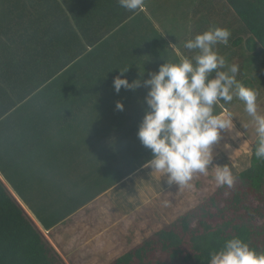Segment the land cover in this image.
<instances>
[{"label":"trees","instance_id":"16d2710c","mask_svg":"<svg viewBox=\"0 0 264 264\" xmlns=\"http://www.w3.org/2000/svg\"><path fill=\"white\" fill-rule=\"evenodd\" d=\"M159 3L161 10L154 8ZM144 5L156 22L142 10L120 7L118 0H0V172L14 189L0 178V264H67L18 197L43 225L79 205L69 202L65 212L49 206L59 197L33 188L37 173L79 166L80 151L96 154L88 167L101 162L117 178L152 158L137 136L147 89L122 87L117 93L113 80L121 70H128L123 75L130 82L143 72L147 79L166 62L167 49L179 58L180 51L192 57L184 42L219 26L231 36L216 48L236 59L231 63L239 65L237 80L258 93L264 89V0H145ZM237 100L221 101L215 112ZM117 101H123V111L116 109ZM256 140L250 163L235 173L230 200L221 203L227 186H218L111 264H208L210 253L233 237L264 252V160L254 156ZM122 160L128 162L125 170L118 168ZM76 190L62 193L87 197ZM252 193L256 204L248 200Z\"/></svg>","mask_w":264,"mask_h":264},{"label":"clouds","instance_id":"9594fccd","mask_svg":"<svg viewBox=\"0 0 264 264\" xmlns=\"http://www.w3.org/2000/svg\"><path fill=\"white\" fill-rule=\"evenodd\" d=\"M120 7L130 11L142 10L145 0H118ZM231 32L225 27L212 26L184 42L183 47L195 53L180 56L177 62L161 64L147 79L129 81L121 70L113 80L117 93L121 88L137 90L145 87L146 105L137 136L149 149L152 158L144 167L166 177L169 185L186 186L197 173L207 175L214 168V180L220 187L234 186L236 177L227 164H214L213 146L221 139L223 130L234 128L233 116L217 114L221 101L234 98L244 103L245 111L255 126L257 140L254 156L264 160V113L259 111L257 90L237 80L238 64H229L216 46L227 45ZM173 48L175 44L170 45ZM123 101L116 109L124 110ZM231 159V158H230ZM208 264H264V252L257 251L239 237L225 241L219 251L210 253Z\"/></svg>","mask_w":264,"mask_h":264},{"label":"crops","instance_id":"0c3cea01","mask_svg":"<svg viewBox=\"0 0 264 264\" xmlns=\"http://www.w3.org/2000/svg\"><path fill=\"white\" fill-rule=\"evenodd\" d=\"M156 7L155 5L154 8ZM142 11L153 22H156L154 15L145 5ZM172 44L174 43H170V45ZM76 156L80 161L79 166L72 167L70 164V166L66 165L63 167L50 166L47 168L46 174L37 173L33 181H31V185L33 188L36 187L37 191L55 192L58 195L59 198L55 199V203H48L49 206H57V212H65L69 202L71 205L73 203L79 205L71 213L63 216L59 215L62 217L56 216L57 220L53 221L51 219L48 225H43L40 219L29 210L27 204L20 197H17L67 264H111L117 257L137 244V241L130 237L131 234L129 235V233L133 232L131 229V231L128 230V226L136 219V215H143L141 212L136 213L135 210L144 201H138V198L140 199L138 191L141 189H138L135 184L136 178L139 177L137 174L141 170L146 169V167L143 165L120 178H117L116 175V177H113L110 186L104 190L101 189L92 199L82 203L79 199L83 198L77 193L70 192L68 195L62 193L73 189L82 190V183L85 181L88 183V176L95 175L94 170H90L93 167L87 166L89 162L87 152L80 151ZM142 172L145 174L146 171ZM146 174L149 175V173ZM0 178L11 191H14L7 178L1 172ZM126 182L132 185L131 191L125 194L124 197L123 195L119 196L118 191L115 189L120 183L124 184ZM156 185L158 186L157 183ZM159 189L157 188V190ZM79 190H76V192ZM143 191L144 193L147 191L150 193L151 189L144 187L142 188ZM100 198L104 201L103 203L99 202L97 208H95L93 204ZM79 202L82 204L80 205ZM145 203H143V206L149 208L148 204L150 202ZM85 210L87 211L84 212Z\"/></svg>","mask_w":264,"mask_h":264},{"label":"rangeland","instance_id":"374dc122","mask_svg":"<svg viewBox=\"0 0 264 264\" xmlns=\"http://www.w3.org/2000/svg\"><path fill=\"white\" fill-rule=\"evenodd\" d=\"M162 1L165 0H160V2ZM171 1H181V0H166V2H171ZM152 4H156V2ZM157 7L159 10H161L160 3L159 6ZM174 49L177 50L176 47H174ZM180 54H181L180 56L183 55L181 51ZM166 56H168V59L170 61L177 62L179 60V57L176 56L174 52H170V50L168 49ZM223 56L229 59V60L227 59L228 63L230 62L229 64H232L231 62H233V60L236 61V59L234 58H232L233 60L229 58L227 52H225ZM258 105H259V111L264 113V89L259 93ZM229 113L235 116L233 117L234 128L232 130L222 131L221 139L213 146V151H214L213 163L221 164V165L228 163V166L231 168L235 176L236 172L244 169L250 163L252 141L257 136L255 133V126L251 120V117H249L248 114L246 113L245 106L242 101L238 99L236 102L232 104L230 108L223 107L220 115L227 117ZM104 137H105L104 138L105 141L107 142L110 141L109 135L105 134ZM87 155H88L87 159L89 160L96 159L95 158L96 154L90 155V153L87 152ZM91 160L90 163L92 162ZM100 163L101 162H96L95 165L92 166L94 169L93 168L90 169L91 171L94 170L95 175L94 176L89 175L88 183L86 181L82 183L83 184L82 190L84 189V191L82 190L78 191V193L80 194L84 193L85 196H87L84 199H82L81 202L84 201L86 202L89 201V199H92V197L96 193L100 192L101 189L104 190L106 189V187L110 186L113 177H116V172H111L113 170L104 168V166L102 165H98ZM116 163H113L111 165L114 171L116 170V166H117ZM118 164H119L118 167L119 170H125L126 168L129 167L128 162L123 160L118 162ZM142 171H146L145 174ZM146 173H149V175H147ZM137 175H139V177L137 178L140 179L136 178L137 181L135 186L138 189H141L138 191L141 200L138 198V201L144 200L143 203L146 202L145 204L149 202L151 203L148 204L149 208H147V206H143V203L138 208H136L135 209L136 213L141 212L143 213V215L142 216L136 215V219L132 221L131 224L128 226V230L131 229L133 232L131 233L130 230L129 235L131 234L130 237L135 241H137V244L141 243L144 239L151 236L155 231L159 230L163 225L171 223L173 220L176 219V217L179 214H181L185 210H188L189 208L194 207V205L202 201L205 197H209V195L215 194V191L218 189V185L214 180V168H210L207 175L197 173L196 175H194L193 179L189 182L188 185L182 186L180 188L179 185L177 184L169 185L167 183L166 177L161 179V174L157 172H152V169L150 167H146V169L141 170V172ZM196 180H199L198 185L195 184ZM156 183L158 184V186L156 185ZM117 186H116L117 188L114 187L116 188L115 190L118 191L119 196L123 195V197L125 194L131 191L132 188V185L129 184L128 182L124 184L120 183V185ZM144 187L151 189L150 193L149 191L145 193L144 191L142 192V188ZM157 188L160 189L157 190ZM231 190L232 188L226 187V190L224 191L225 192L224 201H222L221 203H225L227 200L231 199L230 196L232 193ZM217 199H220L221 201V198H219L218 196ZM248 200H250L254 204L257 203V200L253 193L248 196ZM103 201L104 200L100 198L97 201H95L93 206L97 208L98 203L99 202L103 203ZM86 211L87 210H85L84 212ZM239 213L243 214L244 213L243 209H240ZM150 256L153 258H156L157 256H160L161 258L164 257L163 253L156 254L154 252H151Z\"/></svg>","mask_w":264,"mask_h":264}]
</instances>
